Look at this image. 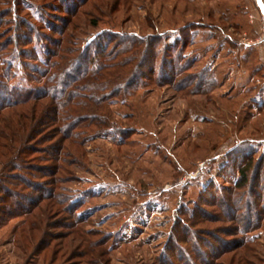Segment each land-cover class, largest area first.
<instances>
[{
  "label": "rangeland",
  "instance_id": "obj_1",
  "mask_svg": "<svg viewBox=\"0 0 264 264\" xmlns=\"http://www.w3.org/2000/svg\"><path fill=\"white\" fill-rule=\"evenodd\" d=\"M56 3L0 0V86L41 90L34 79L43 64L62 62L46 57L41 39L40 63L20 57L35 35L30 45L17 44L25 23L47 35V15L67 17ZM70 19L68 51L94 49L101 39L109 49L147 41L157 69L167 63L175 72L168 83L158 72L141 78L130 96L104 94L95 113L109 128L84 124L64 141L60 125L39 127L24 143L33 150L23 163L49 166L42 152L63 140L54 188L0 154V189L15 193L21 207L36 198L32 187L54 197L22 218L0 213V264H264V0H87ZM2 94L0 104L10 99ZM76 94L77 103L91 95ZM49 103L13 111L30 123L31 108ZM72 105L61 109L64 117L82 114ZM6 126L0 123V139ZM250 159L238 188V169ZM189 215L191 230L178 225ZM179 227L193 233L186 245L176 239Z\"/></svg>",
  "mask_w": 264,
  "mask_h": 264
},
{
  "label": "trees",
  "instance_id": "obj_2",
  "mask_svg": "<svg viewBox=\"0 0 264 264\" xmlns=\"http://www.w3.org/2000/svg\"><path fill=\"white\" fill-rule=\"evenodd\" d=\"M55 1L57 2L56 6L54 5V8H56L55 12L63 13L67 15V17L63 16L64 18H61L50 14L47 15V19H43V22L45 23L49 32L47 35L39 33L37 29H33L29 23H25L26 32L22 31L17 35L19 39L17 44L28 46L31 44V42H33L28 36L35 35L37 42H34L32 49L29 51L23 50L20 57L40 63V59L38 57V40L41 39L42 41L48 43V47H46L44 51L46 57L49 60L55 58L60 59L62 62L57 65L55 64L54 66L43 64L47 70L39 71V78L34 79L35 82H37L36 84L42 86L40 87L41 90L32 91V88H27L18 93L16 91H10L9 87L0 86V93H3V97L10 96V99L0 104V123L3 122L6 124L8 130L11 129L8 131V134L3 135L0 139L3 140L0 147L2 152L0 154L2 157H6L8 164L12 163V166H16L21 170H30L31 173L29 174H33L41 180H45V182L42 184L45 188L49 189L54 188V185L57 182L56 173L59 169L57 162H60L61 156L66 152L62 141H69V139L71 140L72 136L70 133L75 130H80L84 124L87 127L91 126L95 127L96 129H102L106 127L109 128L104 120H102L101 117L95 113L97 110H99L101 103L104 101V94L116 97L121 95L119 93H122L123 95L130 96L131 92L138 88V83L143 82L139 81L141 78L142 80H149L151 76L154 77L155 73L158 72L161 77V82L163 81L168 83L170 82L171 78L168 77V74H171V72L173 74L175 72V70L166 62V65H162V67L157 69V59H155L156 54L152 55V52L150 51L151 42L147 41H138L135 43L129 41L121 42V44H117L109 49V45L102 44L101 42H104V40L101 39L99 40L98 44L95 45L94 49L88 48L76 54H74V52L68 51L65 49L64 45L66 42V34L64 35L65 29L70 23V18L77 14L79 7L82 6L87 0H74L73 2L71 0ZM70 1L71 4L69 5ZM48 17H51L57 22L54 23V20L50 21V18ZM37 19H40L38 22H42L41 16L39 18L37 17ZM93 24L95 23L93 22ZM140 47L143 48L141 49V52L138 49ZM174 49L172 52H174ZM129 53L134 57L128 58L127 54ZM165 54H167V49L164 50V56ZM60 55H70L72 57L70 59L66 58L63 60V57H60ZM41 80H43V84L40 82ZM78 90L86 91L91 95L85 98L86 101L77 103L75 98L79 97V95L76 94ZM43 99H48L51 104L49 103L43 107V110L40 112H36L33 108H31L30 123L25 122L23 119L24 116L21 113L22 111L20 113L13 111L18 107L21 108L32 103L36 104V102ZM73 102L80 106V112H82V114L77 115L75 119H69V116L64 117L60 112L61 109L74 106L72 105ZM21 110L23 109L21 108ZM3 112L9 113L3 117ZM43 113L44 116L42 115ZM50 123L53 125L55 123L60 125V132L62 135L69 134L68 136L64 137L62 141H55V144L52 143L49 149L46 148L42 152L43 157L41 162H43V164L50 163V165L32 166L24 164L23 157L33 150L27 145H24V143L31 140V136L36 130H38L39 127L51 126ZM8 125H10V129ZM21 132H23L24 135L22 138L18 137L17 141H15L17 134ZM14 143H18V145ZM7 150H9V152L6 153ZM250 162L251 159L248 162V166L238 169V173L240 175V183L237 184L238 188L243 187L245 184V179L251 165ZM32 190L33 194H37V196L34 199L28 198L29 205L27 207L20 206V204L15 200L18 198L15 193H7L6 189L1 190L4 192V196L0 197V213L4 216H18L22 218L28 215L29 212L37 206L40 200L54 199V197L50 195L51 193L46 195L44 194L45 191L40 188L38 189L36 187H32ZM58 202H56L57 205L62 204ZM260 202L261 201L259 199L258 206L261 204ZM219 205L223 207V210H227L230 207L228 203H224L222 201ZM258 208L259 207H257V209ZM196 221L200 220L196 219ZM193 222H195V217L191 218L190 216L188 219H183V221L179 222L178 225L181 224L182 227L185 226L188 227V230H191L194 225ZM183 230L184 229L181 227L177 229L176 239L179 243L186 245L190 241L189 238H192L191 234L193 233L188 230L187 232ZM174 250L180 255V250L178 251L175 248ZM181 255L185 254L181 253ZM217 255L215 254V257ZM183 259L184 258L180 256L178 260L183 261ZM238 260L241 261L243 258H239ZM242 264H249V262L245 258Z\"/></svg>",
  "mask_w": 264,
  "mask_h": 264
},
{
  "label": "water",
  "instance_id": "obj_3",
  "mask_svg": "<svg viewBox=\"0 0 264 264\" xmlns=\"http://www.w3.org/2000/svg\"><path fill=\"white\" fill-rule=\"evenodd\" d=\"M258 3L261 5V3L258 1Z\"/></svg>",
  "mask_w": 264,
  "mask_h": 264
}]
</instances>
